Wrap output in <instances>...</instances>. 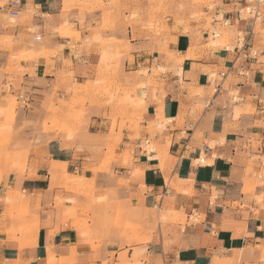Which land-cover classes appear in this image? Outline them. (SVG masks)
<instances>
[{"label": "crops", "instance_id": "0c3cea01", "mask_svg": "<svg viewBox=\"0 0 264 264\" xmlns=\"http://www.w3.org/2000/svg\"><path fill=\"white\" fill-rule=\"evenodd\" d=\"M23 4L20 14L30 8L36 11L33 31L24 26L6 31L0 23V37L38 34L39 39H34L46 42L42 55L22 64L29 71L23 74L20 89L12 91L25 105L18 113L16 129L24 122L45 118L44 103L60 80L73 79L79 85L94 82L102 63L100 46L89 40L103 21L101 13L85 22L73 18L71 25L79 39L68 38L56 31L63 24V0H26ZM225 11L220 10L224 20L232 26L239 23L244 46L211 51L196 46L194 58L187 57L193 39L188 34L177 33L175 41L163 44L146 37L135 39L129 26L102 32L120 42L112 48L119 50L120 57L108 65L119 68V76L112 79L131 91V111L140 121L138 131H122L111 165L117 178L127 184L118 194L124 201L131 200L132 206H140L141 212L158 208L182 215L186 222L159 225L146 244L122 247L114 241L98 251L82 242L76 229L56 231L54 222L49 223L40 211L39 225L25 233L29 244L20 243L18 234L8 233L17 221L5 216L4 198L22 189L33 198L29 204L33 211L38 205L47 207L50 183L56 184L57 162L67 163L69 174L105 179L103 173L87 169L100 164L102 153L66 148L57 132H42L41 144L34 146L33 130L27 129L20 138H13V144L17 149L30 145L28 171L21 177L14 172L4 174L0 180V264H264V177L255 174L264 170V61L260 60L264 59V37L256 32L257 20L241 21L237 12L226 16ZM46 17H52L51 21ZM174 56L182 62L177 63ZM7 60V54L0 55V69ZM159 68L164 72L154 76L153 69ZM218 69L225 77L211 95L210 71ZM0 75L6 85L5 74ZM9 88L13 90L14 85ZM5 96L0 93V127L16 117L14 105L2 99ZM89 108L90 135H108L111 125L105 115L111 108ZM157 118L171 119L152 139L164 160L156 151L143 148L145 139L151 141L148 130ZM90 144L105 142L94 138L83 143ZM256 157L259 160L251 171ZM52 162L56 164L50 169Z\"/></svg>", "mask_w": 264, "mask_h": 264}, {"label": "rangeland", "instance_id": "374dc122", "mask_svg": "<svg viewBox=\"0 0 264 264\" xmlns=\"http://www.w3.org/2000/svg\"><path fill=\"white\" fill-rule=\"evenodd\" d=\"M11 0H0V5H4ZM26 1V0H25ZM22 0V3L25 2ZM29 1V0H27ZM31 1V0H30ZM64 6L61 12L63 24L59 30H56L62 37L77 36L75 28L71 25L73 18L79 17L82 22L87 21L88 17L94 19L95 13L102 14V23L93 30L90 42L98 44L101 48L102 63L98 70V76L94 82L86 85H79L73 79L63 78L53 89V94L48 96V102L44 103V110L48 113L43 120L37 119L30 123L24 122L21 126L15 128L19 111L25 106L19 95H13L12 91H18L23 82L24 73L29 70L22 67L23 63L33 62L37 56L44 53V43L36 41L34 38L40 36L19 34L16 38L13 35H3L0 37V55L7 54V64L1 65L0 73L5 74L7 84H3L0 75V93H4L3 100L9 101L14 105L16 117L13 120H7L0 127V180L4 174L14 172L21 177L28 171L29 147L21 146L15 148L13 144L15 136H22L27 129L33 130V145L41 144V133L51 134L57 132L63 136V141L67 144L66 148L76 146L77 152L91 153L92 150L103 154L99 159L100 164H92L87 169L95 173L101 172L105 176L104 180L93 176L86 179L81 175H72L67 172V163L57 162L56 184L52 185L49 170V197L51 200L47 207H38L33 211L29 204L33 199L22 189L16 190L10 198H4L7 205L5 216L11 217L17 221V225L11 227L8 233L19 237L20 243L26 242L29 238V230L35 229L39 225L42 211L48 218L49 223L55 224V230L61 227L70 228L76 231L79 239L98 251L105 245H110L114 241H120L121 246H133L146 244L150 236L157 232L159 225L167 223L184 224L186 218L176 213L160 212L158 208L145 210L141 212L140 206H132L131 200H122L118 191L121 187L127 186L126 182L117 178V174L111 168L117 155L116 150L120 144L122 131L125 128L138 131L139 115L131 111L134 103L131 99V91L118 85L113 76H119V68L108 65L109 60L119 58V50L112 48L120 44L114 37L102 35L105 30L117 29L118 27L133 28V37L135 39L146 37L156 43H167L175 41V34L184 33L191 35L192 48L188 52L189 58L197 56L196 46L204 50H219L222 47L233 49L238 41H243L244 34L238 32L239 23L232 26L226 25L220 13V10H226V16L235 14L241 10V6L232 0H63ZM0 23L4 29L16 30L21 26L32 32L34 29L35 9L30 8L26 13L19 14L15 19L11 18L5 9H0ZM261 17L257 20L256 32L264 37V8L261 10ZM50 22L52 17H46ZM91 19V20H92ZM85 20V21H84ZM90 28V27H89ZM91 29V28H90ZM213 31H219L222 35L219 45L215 48L212 45ZM65 34H62V33ZM70 33V34H69ZM129 46L130 42H124ZM127 48V47H126ZM257 48V47H256ZM258 49V48H257ZM256 49V50H257ZM177 57V56H176ZM175 58L177 63L182 62V58ZM264 61L263 58H260ZM4 67V68H3ZM182 73L181 68L179 69ZM215 71V70H212ZM210 71V75L214 74ZM164 69H153V75L159 76ZM219 73V69L215 71ZM13 84L11 90L9 85ZM227 86V84H226ZM214 88L209 89L212 95ZM59 90L63 92L59 96ZM68 97L67 99L65 97ZM235 96V95H234ZM235 101L238 98L235 97ZM98 106L110 107L111 111L105 115L110 121L108 135L93 137L90 135V108ZM168 125V121L157 118L151 123L149 134L151 143L149 149L156 151L158 158L164 160L159 146L152 141L153 137L160 133ZM136 137H139L137 134ZM95 140L105 142V144L83 145L85 142ZM49 139L52 140V137ZM70 143V144H68ZM13 144V145H12ZM13 146V148H12ZM146 150L145 142L143 144ZM251 162L252 171L256 161ZM162 163H164L162 161ZM53 168L54 164L51 163ZM264 177V170L255 173ZM29 177L32 175L29 174ZM137 177V176H136ZM138 178V177H137ZM55 177L53 176V180ZM39 203L43 199L39 195ZM167 214L169 219H163ZM10 234V235H11ZM29 244V242H26ZM128 252L125 253L127 255ZM4 264H15L7 262Z\"/></svg>", "mask_w": 264, "mask_h": 264}, {"label": "built area", "instance_id": "2783aa9c", "mask_svg": "<svg viewBox=\"0 0 264 264\" xmlns=\"http://www.w3.org/2000/svg\"><path fill=\"white\" fill-rule=\"evenodd\" d=\"M235 1V3L239 6H241V10L237 12V15L239 16V19L241 21L246 20H258L261 16V10L263 9L264 0H232ZM22 0H11L7 2L4 5H0V9H5V11L8 13V15L15 19L21 12L23 8ZM241 44L242 41H239ZM238 44V45H239ZM243 47L244 45H240ZM218 78H212L214 81L213 87H215V91H218L220 87V84L222 83L223 78L225 77L224 73H218ZM211 80V82H212ZM211 85V84H210ZM145 145H146V151L153 152V150L149 149L150 143L148 139H145Z\"/></svg>", "mask_w": 264, "mask_h": 264}, {"label": "bare ground", "instance_id": "6f19581e", "mask_svg": "<svg viewBox=\"0 0 264 264\" xmlns=\"http://www.w3.org/2000/svg\"><path fill=\"white\" fill-rule=\"evenodd\" d=\"M263 8H264V5H263ZM226 23V25H228L229 24V21H227V22H225ZM62 34H65L64 32L62 33ZM70 34V33H69ZM65 36H66V34H65ZM212 36H213V39H211V43H212V45L215 47V48H218V47H222L221 45H219V40H221V38H222V35L220 34V32L219 31H213V33H212ZM72 37V36H71ZM36 39H39V37H36ZM226 48V47H225ZM229 50V49H228ZM214 74H212L211 76H210V80H209V82H210V84H211V86L212 85H214V81L212 80V78H218L217 77V74L215 73V72H213ZM211 80H212V82H211ZM236 99V98H235ZM166 121H168V122H170L171 121V119H166ZM139 175H141L139 172H138V174H137V177L139 178L140 176ZM163 219H168V215H166V214H164L163 215ZM49 264H52V262L50 261L49 262Z\"/></svg>", "mask_w": 264, "mask_h": 264}]
</instances>
